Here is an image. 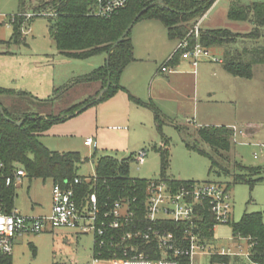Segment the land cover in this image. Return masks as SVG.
<instances>
[{
    "label": "rangeland",
    "instance_id": "1",
    "mask_svg": "<svg viewBox=\"0 0 264 264\" xmlns=\"http://www.w3.org/2000/svg\"><path fill=\"white\" fill-rule=\"evenodd\" d=\"M24 1L26 19L20 30L21 36L15 42L11 19L17 15L18 0H0V88L11 91V94L0 95V104L14 115L58 116L95 97L96 83L74 85L66 92L63 89L75 78L99 68L103 56L84 61L64 58L50 36V21L43 17V10L37 13L46 0ZM230 1L214 2L199 24L200 32L223 29L237 37L251 32L248 23L227 20ZM261 2L264 0H240L243 6ZM261 34L257 43L245 40L242 45L243 37L238 38L242 40H238V51L241 52L244 46L264 44V30ZM208 51L210 56L224 58L223 48L213 46ZM188 63L179 76L173 78L158 73L159 80L147 84L146 90L150 87L153 97L144 101L158 109L162 122L159 130L154 125L153 114L134 105L133 101L130 100L135 106L134 112L129 113L119 102L113 105L105 100L96 105L99 114L94 115L95 106H91L79 116L52 125L39 141L52 152L79 153L81 163L77 165L76 175L80 178L95 174V163L100 157L111 156L121 161L132 156L128 161V175L132 179L148 181L159 179L163 174L169 180L221 186L230 196L231 218L227 225H215L207 248L216 253L222 249L230 251L244 259L248 254L247 241L233 238L232 224L238 223L244 214L256 213L261 214L264 223V181L252 187L232 184L230 177L211 172L210 160L189 150L185 144L203 150L221 164L220 159L197 140L195 130L202 127L230 129L231 148L226 155L229 165L237 163L246 168H264V65L254 66L251 77L246 79L231 76L221 63L209 58L201 60L195 69ZM98 115L100 126L105 128L117 127L129 119L130 122L125 124L127 136L106 129L101 130L99 136L92 135L97 128L94 118L97 120ZM86 138L95 140L97 147H86L83 144ZM165 141L168 163L162 171L157 149ZM140 150L146 152L142 165L137 164L134 157V152ZM262 177L264 179V175ZM14 186L13 210L26 217L50 213L53 187L50 180L22 178ZM93 241L91 234L77 236L71 231L49 228L40 234H21L13 240L10 261L11 264H90ZM193 264H209V256H196Z\"/></svg>",
    "mask_w": 264,
    "mask_h": 264
},
{
    "label": "trees",
    "instance_id": "2",
    "mask_svg": "<svg viewBox=\"0 0 264 264\" xmlns=\"http://www.w3.org/2000/svg\"><path fill=\"white\" fill-rule=\"evenodd\" d=\"M215 1L129 0L125 8L109 18L96 17L92 14L97 8V0H46L39 7L37 13L43 10V17L50 21L49 33L61 55L75 60H85L102 54L107 56V61L102 67L88 75L75 78L65 85L64 92L74 85L99 83L100 89L95 95L98 97L108 83L109 86L98 102H94V97L69 108L58 116L29 113L14 115L0 104L3 112L0 113V202L4 204L6 212L13 210L15 186L13 184L5 186V180L7 178L13 180L16 171L22 169L25 172L24 178L50 180L52 184L58 183L64 188L71 186L76 197L83 204L93 190L100 203L123 199L130 203L131 208L134 207L136 219L143 221L145 189L150 180L129 177L128 161L131 157L121 161L111 156L100 157L95 163V183L91 180L81 185H74L73 180L80 178L76 175L77 165L81 163L79 153L49 151L40 143L39 137L52 125L64 122L69 115H73L82 107L91 103L87 107L89 108L108 100L118 90L119 75L132 61L131 30L116 47L113 45L133 21L135 25L142 20H157L166 28L171 40L180 41L192 29L193 24L210 10ZM24 4V0H18L17 15L13 17L15 42L21 36L20 30L25 19ZM145 8L147 10L135 20L136 15ZM226 18L231 22L248 23L251 32L242 35V38L227 30H206L201 32L200 43L205 49L213 46L224 47L223 69L233 77L249 79L254 66L264 65V44L244 46L240 52L237 43L241 40L238 38L244 40L240 42L242 45L245 44V40L257 43L261 37V31L264 30V2L243 6L240 0H231ZM177 58L180 56L175 54L169 64L172 65ZM8 94H11L10 90L0 88V95ZM141 105L153 112L154 123L159 130L162 122L158 110L150 103ZM18 122H20L19 126L16 124ZM195 131L197 140L206 145L210 152L220 159L221 164L216 163L215 158L203 150L187 143L185 146L208 158L211 172L230 177L232 184H246L252 187L264 181L262 177L264 168H246L237 163L233 166L229 165L226 155L231 148L230 129L202 127ZM157 151L161 155V170L164 171L168 163L166 141ZM254 177L256 179H253ZM159 179L167 182L174 189L189 183L169 180L163 174ZM134 199L135 202L132 203ZM142 226L149 224L142 222ZM214 227L212 217L206 214L198 229L200 243L208 245ZM161 228L165 232L172 233L177 239L184 238L183 225L166 222ZM232 232L233 238L247 241L248 256L240 259L237 255H220L213 252L209 256V264H264V223L261 214H244L238 223L232 224ZM127 245L135 246L138 253H143L153 260L160 258L154 243L146 245L143 241L136 240ZM0 264H11L10 256L0 255Z\"/></svg>",
    "mask_w": 264,
    "mask_h": 264
},
{
    "label": "built area",
    "instance_id": "3",
    "mask_svg": "<svg viewBox=\"0 0 264 264\" xmlns=\"http://www.w3.org/2000/svg\"><path fill=\"white\" fill-rule=\"evenodd\" d=\"M128 1L97 0V8L92 14L109 18L125 8ZM204 17L197 21L184 39L177 42L172 56L160 69L162 73L171 71L169 63L175 54L193 67L206 58L221 63V60L210 56L208 49L200 43L199 24ZM232 130L236 136L235 129ZM85 145L90 147L92 141L85 140ZM145 157L144 150L138 151L135 155L136 163L142 165ZM24 177L25 172L18 169L13 180H5V186L15 185ZM91 180L95 183V174L87 178H76L73 184L81 185ZM145 194L143 221L136 219L134 207L131 208L130 203L123 199L100 203L93 190L83 204L71 186L64 188L58 183L53 184L51 208L47 216L26 217L15 210L8 213L0 202V255H11L16 236L40 234L46 228L52 231H71L77 236L91 234L94 241L90 264H193L196 256H210L213 253L205 244L200 243L198 229L206 214L212 217L215 225L229 224L231 201L225 189L212 183L192 182L174 189L167 182L154 179L148 182ZM134 202L135 199L132 200ZM142 222L149 226H142ZM166 222L183 225L184 238L177 239L172 233L163 231L161 226ZM136 240L146 245L154 243L160 258L153 260L138 253L135 246L127 245ZM219 254L234 255L223 249Z\"/></svg>",
    "mask_w": 264,
    "mask_h": 264
},
{
    "label": "crops",
    "instance_id": "4",
    "mask_svg": "<svg viewBox=\"0 0 264 264\" xmlns=\"http://www.w3.org/2000/svg\"><path fill=\"white\" fill-rule=\"evenodd\" d=\"M133 27H132L133 30L131 29L132 34L130 33V42H131V46H132V61L120 73L118 81H117L118 90L113 94L112 97H110L108 99V104L112 103L114 105L116 102H119L122 105V107L126 108L127 112H129V113H133L134 112L133 108L135 107L132 105L130 100L133 101V103H135L134 105H136L140 108L149 110L148 108L142 106L141 104H146L144 100H146V99L151 100V97H153L152 92H151V88L148 87V90H146V88H147V84H149V85H150V83L153 84V81L155 79H158L157 78L158 73L159 74H165V76H167V77L168 76H172V77L174 76L173 78H175V76H179L180 73H183V68L185 66H187V64H185V63L186 62L188 63V61H184V60H181L180 58H177L172 63V65L169 64V66H170L169 68H171V71L162 73L160 71V69L164 65V63L172 56L178 41L177 40H171L168 37V33H167L166 28L157 20H152V19L151 20H142V21L136 23ZM221 30H223V29H221ZM218 48L224 49V47H218ZM102 56H103V63L101 64L100 67H102L104 65V63L106 62V55L102 54ZM215 57H217V56L215 55ZM64 58H66V57H64ZM67 59H69V58H67ZM70 60H75V59H70ZM219 60H221V64H222V59H219ZM80 61H84V60H80ZM160 63H162V64L159 66ZM190 65L191 64L188 63V66H190ZM191 67H193V66H191ZM193 68L195 69L196 67H193ZM193 72H194V74L196 73L195 70H193ZM96 84H98V90L97 91H99L100 85H99V83H96ZM96 93H95V95H96ZM96 98L97 97H95V99ZM94 106H95L94 115L96 114V112H97V114H99V110L96 109V105H94ZM94 106H93V108H94ZM154 108L157 109L156 107H154ZM149 111L153 114V112L151 110H149ZM79 115H80V113H79ZM79 115H76V116H79ZM40 116H45V114H40ZM76 116H74V117H76ZM113 116H115V115H113ZM74 117H72V118H74ZM72 118H69L67 120H70ZM67 120H65L64 122H66ZM128 121H129V119L126 122L122 121V124H119L117 127L112 126L110 128H105V126H100V118L98 115L97 120H96V118H94V125L97 124V128H95V131L93 130L92 135H96V136L98 135L99 136L101 133V130L106 129L107 132H114V133H119L120 135L127 136L126 135L127 129L125 127V124ZM153 121H154V115H153ZM64 122H61V124ZM154 125H155V123H154ZM236 136H237V133H236ZM87 139H90L92 141V145L90 147H92V146L97 147V143L95 140H93L91 138H86L85 140H87ZM85 140L83 143L84 145H85ZM86 147H88V146H86ZM137 152H134V157H135ZM60 153H62V152H60ZM130 157H132V156H130ZM47 215H49V214H47Z\"/></svg>",
    "mask_w": 264,
    "mask_h": 264
},
{
    "label": "water",
    "instance_id": "5",
    "mask_svg": "<svg viewBox=\"0 0 264 264\" xmlns=\"http://www.w3.org/2000/svg\"><path fill=\"white\" fill-rule=\"evenodd\" d=\"M146 10H147V8L143 9L140 13H138L135 17V20L138 19ZM133 25H134V21L127 27V29L124 31V33L121 35V37L117 40V42L113 45V47H116L123 40V38L126 36V34L132 29ZM106 61H107V56H106ZM108 86H109V83L107 84L106 88L101 91L100 95H98V97L95 99L94 102H98L101 99L102 94L107 90ZM89 105H91V103L82 107L79 111H76L73 115H69L67 117V119L78 115L79 113H81V111H84L85 109H87V107ZM0 113L3 114L1 107H0ZM16 124L19 126L20 122H18Z\"/></svg>",
    "mask_w": 264,
    "mask_h": 264
}]
</instances>
